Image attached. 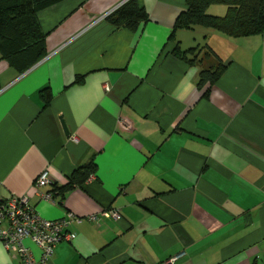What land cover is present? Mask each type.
Returning <instances> with one entry per match:
<instances>
[{
  "label": "crops",
  "instance_id": "1",
  "mask_svg": "<svg viewBox=\"0 0 264 264\" xmlns=\"http://www.w3.org/2000/svg\"><path fill=\"white\" fill-rule=\"evenodd\" d=\"M124 1L44 8L45 55L21 73L0 57V200L24 194L42 218H81L47 264H264V32L195 26L170 39L184 0H138L147 21L117 29L106 16ZM197 42L226 65L205 88L208 60L173 53ZM89 161L81 186L41 197ZM106 208L120 219L99 215ZM0 264L22 263L0 242Z\"/></svg>",
  "mask_w": 264,
  "mask_h": 264
},
{
  "label": "trees",
  "instance_id": "2",
  "mask_svg": "<svg viewBox=\"0 0 264 264\" xmlns=\"http://www.w3.org/2000/svg\"><path fill=\"white\" fill-rule=\"evenodd\" d=\"M62 0H0V57L18 72H24L37 63L46 53L45 38L37 13ZM185 10L180 12L172 26L170 39L179 29L195 26L211 28L232 37H242L264 32V0H184ZM226 7L222 15L209 14L211 5ZM115 28L135 32L148 19V14L138 0H126L106 16ZM174 55L190 64L208 60L198 74L197 87L213 85L225 69L224 61L206 43L181 50L178 45ZM82 78L76 77L74 83ZM206 88L204 91L207 94ZM45 105L50 99L48 88L41 90ZM93 161L78 166L64 186L53 185L52 199L62 196L75 186H81L95 172Z\"/></svg>",
  "mask_w": 264,
  "mask_h": 264
},
{
  "label": "built area",
  "instance_id": "3",
  "mask_svg": "<svg viewBox=\"0 0 264 264\" xmlns=\"http://www.w3.org/2000/svg\"><path fill=\"white\" fill-rule=\"evenodd\" d=\"M130 123L122 121V127L130 129ZM75 140V138H72ZM49 183L48 170H43L35 180V187ZM42 198L52 200L50 193L41 194ZM99 215L120 219V213L111 208L103 209ZM98 214L88 216L96 220ZM81 218L71 212L59 219L48 220L42 218L29 202L27 195H12L6 200H0V242L6 250L14 253L22 264H47L54 252L56 244L62 241H72L76 234L70 229L73 222L79 223ZM30 239L39 249V256L35 257L31 249L23 242Z\"/></svg>",
  "mask_w": 264,
  "mask_h": 264
},
{
  "label": "rangeland",
  "instance_id": "4",
  "mask_svg": "<svg viewBox=\"0 0 264 264\" xmlns=\"http://www.w3.org/2000/svg\"><path fill=\"white\" fill-rule=\"evenodd\" d=\"M218 8H224V7L223 6L211 7V9H208L207 12L209 14H211V13H217L218 12V10H217ZM214 15H219V14H214ZM198 42H200V40ZM198 42L196 44H194V46L196 45V46H199L200 47V46H202L204 44L203 42L202 43H198Z\"/></svg>",
  "mask_w": 264,
  "mask_h": 264
}]
</instances>
